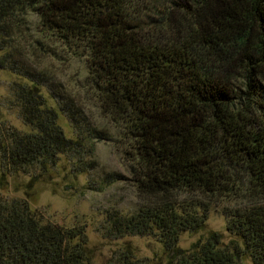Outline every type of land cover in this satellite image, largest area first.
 Segmentation results:
<instances>
[{
    "label": "trees",
    "instance_id": "trees-1",
    "mask_svg": "<svg viewBox=\"0 0 264 264\" xmlns=\"http://www.w3.org/2000/svg\"><path fill=\"white\" fill-rule=\"evenodd\" d=\"M28 8L61 39L86 46L97 108L122 125L140 201L134 212L108 213L101 231L117 247L105 255L86 225H61L28 197L0 193V264H149L125 241L132 236L158 238L159 264H245L244 256L264 264V0H0V49ZM16 70L30 80L16 92L33 130L1 135L0 187L9 171L55 164L84 145L59 124L41 73ZM60 106L82 131L76 104ZM224 201L237 238L223 244L214 232L180 247V234L201 229Z\"/></svg>",
    "mask_w": 264,
    "mask_h": 264
},
{
    "label": "rangeland",
    "instance_id": "rangeland-1",
    "mask_svg": "<svg viewBox=\"0 0 264 264\" xmlns=\"http://www.w3.org/2000/svg\"><path fill=\"white\" fill-rule=\"evenodd\" d=\"M16 19L7 46L0 49V137L14 130H33L22 115L16 92L18 83L27 84L30 80L16 70L18 66L41 73V89L48 105L57 107L59 124L68 136L81 139L84 145L79 151L62 152L55 164L44 167L41 162H33L9 171L0 193L28 197L33 208L41 209L61 225H86L89 244L99 246L109 255L117 246L115 241L105 239L101 231L108 213L134 212L140 201L130 179L134 160L126 153L122 125L101 115L97 108V92L88 81L90 67L85 45L77 40L61 39L43 25L42 16L35 9H18ZM62 101L76 104L82 131L61 109ZM90 126L108 129L112 138L93 137L87 129ZM91 161L96 165L90 166ZM1 163L0 157V170L5 168ZM113 172L122 173L126 178L109 181L107 175ZM225 204L224 201L210 207L209 217L201 229L183 231L180 247L189 249L214 232L222 235L223 244L237 238L227 230ZM125 241H130L137 257L149 264H159L160 258L165 259L163 245L155 236H132ZM242 262L252 264L246 256Z\"/></svg>",
    "mask_w": 264,
    "mask_h": 264
}]
</instances>
